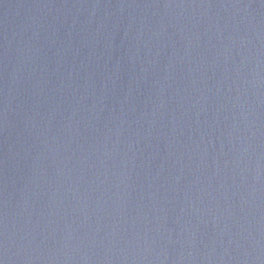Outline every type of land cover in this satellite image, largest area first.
<instances>
[{
	"label": "water",
	"instance_id": "1",
	"mask_svg": "<svg viewBox=\"0 0 264 264\" xmlns=\"http://www.w3.org/2000/svg\"><path fill=\"white\" fill-rule=\"evenodd\" d=\"M0 264H264V0H0Z\"/></svg>",
	"mask_w": 264,
	"mask_h": 264
}]
</instances>
